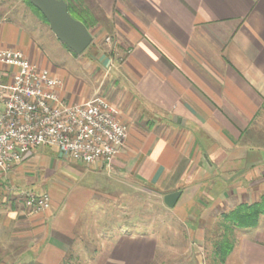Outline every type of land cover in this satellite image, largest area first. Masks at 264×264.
Wrapping results in <instances>:
<instances>
[{
	"label": "crops",
	"instance_id": "crops-1",
	"mask_svg": "<svg viewBox=\"0 0 264 264\" xmlns=\"http://www.w3.org/2000/svg\"><path fill=\"white\" fill-rule=\"evenodd\" d=\"M91 6L101 13L105 32L108 24L117 32L115 46L123 58L102 51L97 58L108 83H95L86 93L68 89L63 68L51 73L65 79L59 93L66 103L100 91L119 108L128 134L108 166L71 160L85 172L67 166L54 147L36 149L72 171L70 184L50 186L64 193L55 200L50 190L51 207L41 213L12 203L0 209V231L7 230L10 241L22 238L35 246L39 264H61L70 250L81 253L72 249L83 243L81 237H103L111 221L81 215L90 213L92 198L104 211V178L118 187L146 183L162 199L180 190L174 211L202 215L201 222L218 207L224 212L264 194V0H95ZM15 13L9 5L0 8V47L21 49L38 66L49 67L40 34ZM85 178L91 185H79ZM262 225L264 215L257 224ZM244 229L237 254L243 264H264V243L251 236L263 227Z\"/></svg>",
	"mask_w": 264,
	"mask_h": 264
},
{
	"label": "rangeland",
	"instance_id": "rangeland-1",
	"mask_svg": "<svg viewBox=\"0 0 264 264\" xmlns=\"http://www.w3.org/2000/svg\"><path fill=\"white\" fill-rule=\"evenodd\" d=\"M68 1L78 2L74 5L79 8L86 6L95 21L88 29L90 33H94L91 43L78 54L54 38L48 21L29 0H0V8L7 5L13 7L16 16L18 17L19 14L25 23L32 26L36 30V36L40 34L37 36L40 39L39 48L42 50L40 52L48 57L51 64L46 68L50 72L55 68H63L68 89L74 93L79 91L86 93V91L90 92V87L95 83L101 85L103 81L108 83L107 74L99 65L98 55L105 51L113 60H119L123 58V52L117 50L115 46L120 41L117 32L111 31L109 24L105 32V26L100 24L101 13H98L97 7L90 8L95 0ZM99 24L102 27L97 32L96 28ZM99 33L103 35L98 37ZM65 79L60 78L61 81ZM92 94L103 95L100 91ZM38 148L39 146L32 149L31 154L34 157L30 162L25 159L0 172V209L6 210L11 203L15 208L20 206L27 208L25 200L29 194L42 192L50 194L52 190L55 200L63 196L64 190L61 187L52 189L50 186L62 182L64 185L70 184L71 177L68 175L72 171L64 170V166L57 164L51 157L47 158L46 154L36 150ZM61 158L69 161L66 162L67 166L85 172V168L73 165L68 157ZM89 181L90 178H85L82 182L79 181V185H91ZM100 182L101 185H105L104 192L107 194L99 198L100 206L104 211L101 212L102 210L97 207L98 200L92 198L90 205L87 204L90 213L82 214L81 217L84 220L92 218L94 214V217L100 218L97 221L104 224L109 221L111 223L105 225L103 230L100 229L103 231V237L90 238L91 235L89 239L81 237L84 238L83 243L72 248L81 249V253L70 250L61 264H243L235 247L237 248V240L242 238L245 229L234 224L235 219L231 212L237 209L239 204H247L246 200L230 206L224 212L218 207L208 213V220L201 222L199 218L202 215L199 216L197 213L193 212L185 217L184 214H177L173 209L175 205L168 207L162 197L146 183L134 184L128 181L126 185L121 183L118 187L111 179L104 178ZM49 207L38 211L27 208L26 211L29 214H38L48 210ZM257 224L254 227L257 229L263 227L259 229L262 232L251 234L252 239L264 243V225L257 226ZM237 229H240L239 233ZM97 231L90 229L88 232L91 234ZM8 237V231L1 229L0 264L40 263L35 256L38 252V249H34L35 246H31L25 239L10 241Z\"/></svg>",
	"mask_w": 264,
	"mask_h": 264
},
{
	"label": "built area",
	"instance_id": "built-area-1",
	"mask_svg": "<svg viewBox=\"0 0 264 264\" xmlns=\"http://www.w3.org/2000/svg\"><path fill=\"white\" fill-rule=\"evenodd\" d=\"M62 81L18 48L0 47V171L24 160L37 146L56 148L61 157L109 165L127 137L119 108L103 95L66 103ZM46 192L29 194L31 210L49 207Z\"/></svg>",
	"mask_w": 264,
	"mask_h": 264
},
{
	"label": "water",
	"instance_id": "water-1",
	"mask_svg": "<svg viewBox=\"0 0 264 264\" xmlns=\"http://www.w3.org/2000/svg\"><path fill=\"white\" fill-rule=\"evenodd\" d=\"M49 23V27L58 40L75 53H81L92 41L87 27L75 19L68 11L65 0H29ZM180 190H173L163 195V202L173 207L180 196Z\"/></svg>",
	"mask_w": 264,
	"mask_h": 264
},
{
	"label": "trees",
	"instance_id": "trees-1",
	"mask_svg": "<svg viewBox=\"0 0 264 264\" xmlns=\"http://www.w3.org/2000/svg\"><path fill=\"white\" fill-rule=\"evenodd\" d=\"M67 4V9L69 13L75 18L80 20L86 27H89L95 23L90 15V10L85 6L82 8L76 7L74 5L78 2H71L65 0ZM235 219L234 224L238 227L249 228L254 227L257 224L258 217L264 214V194L259 198V200L246 204L241 203L239 207L231 212ZM237 217V218H236ZM233 219V220H234Z\"/></svg>",
	"mask_w": 264,
	"mask_h": 264
}]
</instances>
